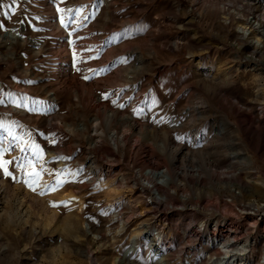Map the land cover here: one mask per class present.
Here are the masks:
<instances>
[{
    "label": "rangeland",
    "instance_id": "obj_1",
    "mask_svg": "<svg viewBox=\"0 0 264 264\" xmlns=\"http://www.w3.org/2000/svg\"><path fill=\"white\" fill-rule=\"evenodd\" d=\"M253 18L264 0H0V264H264Z\"/></svg>",
    "mask_w": 264,
    "mask_h": 264
},
{
    "label": "bare ground",
    "instance_id": "obj_2",
    "mask_svg": "<svg viewBox=\"0 0 264 264\" xmlns=\"http://www.w3.org/2000/svg\"><path fill=\"white\" fill-rule=\"evenodd\" d=\"M247 26H249V28L251 27L253 32H255L257 35H259L261 38L264 39V27L262 24V21L260 19L257 18H253L249 21H246L245 23ZM248 28V29H249ZM247 27H243V28H239L240 34L243 38H247L251 33L248 31ZM5 37L11 41H13L15 38H18L20 40H22V35L18 32H15L14 30H12L11 32H8ZM250 45L253 46L254 49H260L261 44L259 41H251ZM109 144L111 146V149L113 151H117V149L119 148L120 144H118L117 141V137L116 134L114 133H110L109 134ZM171 157V155H170ZM172 158H170V161H172ZM160 175L162 173H159ZM158 174V175H159ZM153 242H156L155 240ZM152 246V245H151ZM152 249V248H151Z\"/></svg>",
    "mask_w": 264,
    "mask_h": 264
},
{
    "label": "snow or ice",
    "instance_id": "obj_3",
    "mask_svg": "<svg viewBox=\"0 0 264 264\" xmlns=\"http://www.w3.org/2000/svg\"><path fill=\"white\" fill-rule=\"evenodd\" d=\"M16 0H13V3H15ZM58 11H64L63 9H58ZM75 55V53H74ZM85 79H88V77H85ZM9 163V161H0V168L4 169L5 174L10 175V173L8 172L7 169V164ZM31 164V162H29ZM30 175L33 177L32 183H36L38 182L39 178H40V172L35 171V169L33 168V171L30 173ZM63 181L61 180H57L58 184H62ZM32 183H29V186L32 187ZM33 190H35V188H33ZM50 190H55L54 188H51ZM53 206H56L55 204H53Z\"/></svg>",
    "mask_w": 264,
    "mask_h": 264
}]
</instances>
